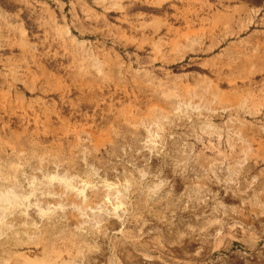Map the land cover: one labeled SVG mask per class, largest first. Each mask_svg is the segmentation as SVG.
Instances as JSON below:
<instances>
[{"label":"rangeland","instance_id":"1","mask_svg":"<svg viewBox=\"0 0 264 264\" xmlns=\"http://www.w3.org/2000/svg\"><path fill=\"white\" fill-rule=\"evenodd\" d=\"M22 154L3 264H264V12L0 0V164ZM35 155L55 165L37 171ZM53 178L82 187L84 220L33 214L58 206L43 191Z\"/></svg>","mask_w":264,"mask_h":264},{"label":"bare ground","instance_id":"2","mask_svg":"<svg viewBox=\"0 0 264 264\" xmlns=\"http://www.w3.org/2000/svg\"><path fill=\"white\" fill-rule=\"evenodd\" d=\"M177 44V43H176ZM175 44V45H176ZM181 45V43H180ZM82 73V72H81ZM85 73V72H84ZM80 74V73H79ZM86 75V74H85ZM87 76V75H86ZM30 88V87H29ZM33 88V87H32ZM33 90V89H32ZM214 91L213 92V96L215 97V99L220 103V104H223V105H228L230 104L229 102H232L229 100L228 96L225 94V92H221L219 91V89H216V90H212ZM210 93V92H209ZM208 95V94H207ZM199 98L203 99L205 98V95L204 94H200ZM213 98V97H212ZM205 99L208 100V98L206 97ZM214 99V100H215ZM215 100V101H216ZM210 102V101H209ZM219 105V104H218ZM42 106V105H41ZM229 106V105H228ZM215 109V108H214ZM221 109V108H220ZM223 109V108H222ZM104 112V111H103ZM54 114V113H53ZM112 114V113H111ZM150 115V114H148ZM63 118V117H62ZM125 118V117H124ZM139 119V118H138ZM149 120V119H148ZM36 121V119H35ZM142 121V120H141ZM51 122V121H50ZM67 122V121H66ZM140 124V123H138ZM152 124V123H151ZM49 125V124H48ZM114 126V125H113ZM153 126V125H152ZM155 126V125H154ZM59 127V126H58ZM111 127V126H110ZM135 127V126H134ZM68 128V127H66ZM105 128V127H104ZM137 128L141 131V132H144V133H147L150 131V129H148L147 126H143V125H138ZM18 131V130H17ZM28 131V130H27ZM43 131V130H42ZM57 131V130H56ZM139 132V131H138ZM111 133V132H110ZM86 134V133H85ZM107 134V133H106ZM114 134V133H113ZM43 136V135H42ZM87 136V135H86ZM83 137L85 136H82L81 139H84ZM141 137V136H140ZM150 137V136H149ZM153 137V136H152ZM87 137H85L86 139ZM109 138V137H108ZM151 138V137H150ZM56 139V138H55ZM100 139V138H99ZM143 139V138H142ZM80 140V138H79ZM103 140V139H102ZM153 141V140H152ZM83 142V141H81ZM85 142V141H84ZM81 144V143H80ZM85 144V143H84ZM82 144V145H84ZM98 144V142H97ZM8 145V144H7ZM76 145V144H75ZM79 145V144H78ZM86 145V144H85ZM36 146V145H35ZM144 146V145H143ZM76 147V146H75ZM79 147V146H77ZM98 147V146H97ZM115 148V147H114ZM23 149V148H22ZM77 149V148H76ZM79 149V148H78ZM80 150V149H79ZM60 151V150H59ZM76 152V151H74ZM6 153V152H5ZM59 153V152H58ZM80 153V152H79ZM90 154V153H89ZM73 155V154H72ZM78 155V154H77ZM56 156V155H55ZM81 156V155H80ZM48 158V159H47ZM47 158L44 156V155H35L33 157V161H34V164L36 165V168L37 171L40 170V168L43 167V165L45 163H48V164H54L53 163V160L51 161L49 159V157L47 156ZM54 158V157H53ZM28 159V158H27ZM52 159V158H51ZM72 159V158H71ZM17 160H18V166H16L15 168H12L10 170H7L4 165H2V163L0 164V180L6 182V185L5 187L0 191V228H2L4 226V228H9V224L10 223H7L6 221H4L6 215H8V213H11V212H14V211H17L19 208H20V205L23 204V202L25 201V197L20 193L19 191V180L17 178V175L21 169V166H23L24 164H26V158L22 155H19L17 157ZM79 160V159H78ZM56 161V160H54ZM70 161V160H69ZM4 164V163H3ZM8 164V163H7ZM65 164V163H64ZM93 164V163H92ZM55 165V164H54ZM78 165V164H77ZM64 165L60 166V165H57V168L61 171H64ZM86 166V165H85ZM67 168V167H66ZM101 172V171H100ZM66 173V172H65ZM39 174V173H38ZM72 174V173H70ZM26 175V174H25ZM58 175H60L58 173ZM32 176V175H31ZM62 176V175H60ZM59 177V176H58ZM23 179V178H22ZM35 179V178H34ZM52 179V178H51ZM62 178H53V180H50L48 182H46L45 185H43V191L46 192L45 193V202H50V203H53V204H57L58 206L56 207H44L45 205H42L38 202L35 207L32 209L33 211V214H37L38 215H41L42 217H44L43 215H53V214H61V215H65L67 214L69 211L73 214V215H76L78 216L80 219H83L86 218L85 216H87V211L86 208L84 207V205L86 204V197H85V193H83L82 191V187H80L81 189L79 188H76L74 186H71L69 183H66V182H63L61 180ZM36 181V180H35ZM47 181V179H46ZM45 182V181H43ZM53 183V184H52ZM77 183V182H76ZM52 184V185H51ZM93 184V183H92ZM38 184H36L37 186ZM51 186H53L51 188ZM82 186V185H80ZM85 186V185H84ZM106 186V191L108 192L109 196H111V198L114 196L115 194V191H114V188L112 185L108 184V185H105ZM41 187V185H40ZM55 187H60V189H62V191L60 193H54V191H52V189L54 190ZM79 187V186H78ZM34 188V187H33ZM84 188V187H83ZM86 188V187H85ZM94 188V187H93ZM104 188V187H103ZM38 190V189H37ZM98 190V189H97ZM96 190V191H97ZM118 190V189H117ZM127 190V189H126ZM41 191V190H40ZM58 191V190H57ZM125 191V190H124ZM43 192V193H44ZM91 192V191H90ZM43 195V194H42ZM75 198V203L69 207H65V205L61 204L62 202H65L66 200L68 201V199L72 198V197ZM121 195H118V197H120ZM43 198V196H42ZM77 199V200H76ZM113 199V198H112ZM123 199V198H122ZM35 201V199H33ZM43 200V199H42ZM72 200V199H71ZM111 200V199H110ZM120 200V199H119ZM38 201V200H37ZM40 201V200H39ZM30 202V201H29ZM33 202V201H31ZM112 202V201H111ZM44 203V202H43ZM113 203V202H112ZM29 204V203H28ZM47 204V203H46ZM52 204V205H53ZM61 204V205H60ZM67 204V203H66ZM34 205V204H33ZM50 205V204H49ZM88 206V205H87ZM122 206V205H121ZM28 207V206H27ZM90 207V206H89ZM112 207V206H111ZM27 209V208H26ZM89 209V208H88ZM110 210V209H109ZM99 212V211H98ZM30 213V212H29ZM70 213V214H71ZM120 213V212H119ZM91 214V213H89ZM24 215V214H23ZM93 215V214H92ZM96 215V213H95ZM98 215V214H97ZM115 215V214H114ZM121 215V214H119ZM50 217V216H49ZM101 217V216H100ZM121 217V216H120ZM93 218V217H92ZM91 218V219H92ZM105 218V217H103ZM39 219V218H38ZM61 219V218H60ZM97 220V218H96ZM77 221V220H76ZM81 222V220H79ZM86 221H89V220H86ZM85 221V222H86ZM83 222V221H82ZM104 222V221H103ZM70 223V222H69ZM90 223V222H89ZM87 225V224H86ZM68 226V225H67ZM82 226V225H81ZM84 226V225H83ZM75 228V227H74ZM7 231V230H6ZM1 234V233H0ZM41 238V237H40ZM2 242L0 243V248L2 247ZM4 261H1L0 264H3Z\"/></svg>","mask_w":264,"mask_h":264},{"label":"crops","instance_id":"3","mask_svg":"<svg viewBox=\"0 0 264 264\" xmlns=\"http://www.w3.org/2000/svg\"><path fill=\"white\" fill-rule=\"evenodd\" d=\"M239 3L245 6L249 11H263L264 12V0H238Z\"/></svg>","mask_w":264,"mask_h":264}]
</instances>
